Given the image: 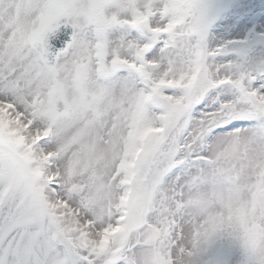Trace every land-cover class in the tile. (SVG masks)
<instances>
[{"label": "snow or ice", "instance_id": "6c2138e0", "mask_svg": "<svg viewBox=\"0 0 264 264\" xmlns=\"http://www.w3.org/2000/svg\"><path fill=\"white\" fill-rule=\"evenodd\" d=\"M0 264H264V0H0Z\"/></svg>", "mask_w": 264, "mask_h": 264}]
</instances>
